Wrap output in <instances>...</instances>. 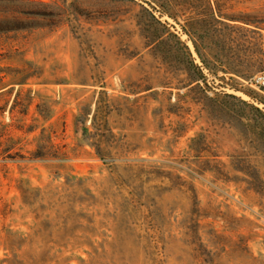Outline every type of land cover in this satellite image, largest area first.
Returning a JSON list of instances; mask_svg holds the SVG:
<instances>
[{
    "label": "rangeland",
    "instance_id": "obj_1",
    "mask_svg": "<svg viewBox=\"0 0 264 264\" xmlns=\"http://www.w3.org/2000/svg\"><path fill=\"white\" fill-rule=\"evenodd\" d=\"M264 0H0V264H264Z\"/></svg>",
    "mask_w": 264,
    "mask_h": 264
},
{
    "label": "built area",
    "instance_id": "obj_2",
    "mask_svg": "<svg viewBox=\"0 0 264 264\" xmlns=\"http://www.w3.org/2000/svg\"><path fill=\"white\" fill-rule=\"evenodd\" d=\"M251 85L256 89L264 88V74L256 75Z\"/></svg>",
    "mask_w": 264,
    "mask_h": 264
}]
</instances>
